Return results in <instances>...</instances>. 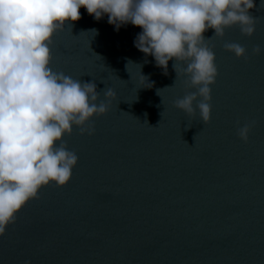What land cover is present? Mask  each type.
Here are the masks:
<instances>
[{"label": "water", "instance_id": "water-1", "mask_svg": "<svg viewBox=\"0 0 264 264\" xmlns=\"http://www.w3.org/2000/svg\"><path fill=\"white\" fill-rule=\"evenodd\" d=\"M255 3L251 37L236 25L208 42L218 76L207 124L174 106L196 89L183 63L176 78L170 60L165 75L135 47L141 28L116 30L81 8L54 34L52 69L115 97L89 121L92 135L74 126L64 136L79 158L72 178L21 208L0 235V264H264V52L252 54L264 48V5ZM238 123L250 125L247 142Z\"/></svg>", "mask_w": 264, "mask_h": 264}, {"label": "clouds", "instance_id": "clouds-1", "mask_svg": "<svg viewBox=\"0 0 264 264\" xmlns=\"http://www.w3.org/2000/svg\"><path fill=\"white\" fill-rule=\"evenodd\" d=\"M256 7L255 0H0V235L30 199L38 198L41 187L52 182L62 187L71 180L79 158L64 136L74 126L80 135H92L95 128L89 121L106 114L115 97L108 88L100 100L95 82L74 80L51 67L54 34L67 22L79 21L81 8L97 21L106 15L116 30L129 23L141 28L135 47L154 57L165 75L170 60L176 78V65L183 63L185 83L196 91L174 106L189 117L198 110L207 124L211 85L218 76L214 46L208 42L236 25L251 37L257 18L250 10ZM209 29L214 35L206 39ZM223 47L236 58L247 55L239 43ZM262 52L259 45L252 49L254 55ZM249 132V124L238 123L242 141H248Z\"/></svg>", "mask_w": 264, "mask_h": 264}]
</instances>
